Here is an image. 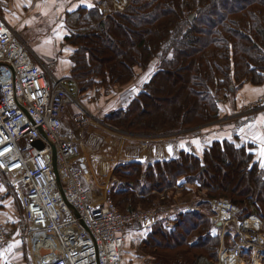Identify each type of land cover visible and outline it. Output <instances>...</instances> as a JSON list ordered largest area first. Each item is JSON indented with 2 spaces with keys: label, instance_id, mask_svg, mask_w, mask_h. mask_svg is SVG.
<instances>
[{
  "label": "trees",
  "instance_id": "obj_1",
  "mask_svg": "<svg viewBox=\"0 0 264 264\" xmlns=\"http://www.w3.org/2000/svg\"><path fill=\"white\" fill-rule=\"evenodd\" d=\"M79 13L83 29L65 40L72 48L66 77L76 82L80 104L97 86L127 87L146 73L136 95L105 113L106 123L142 137L210 134L197 152L182 147L167 160L119 162L112 173L124 189L114 195L117 208L154 207L165 189L192 182L208 198H227L264 220L261 160L245 136L237 145L216 123L234 113L225 100L232 105L246 83L264 84V0H129L124 10L104 16L96 7ZM4 206L0 212L6 214ZM174 215L169 229L159 221L165 215L149 228L128 226L123 256L127 233L137 227L149 231L141 242L148 264L214 263L220 231L211 213L179 209Z\"/></svg>",
  "mask_w": 264,
  "mask_h": 264
},
{
  "label": "built area",
  "instance_id": "obj_2",
  "mask_svg": "<svg viewBox=\"0 0 264 264\" xmlns=\"http://www.w3.org/2000/svg\"><path fill=\"white\" fill-rule=\"evenodd\" d=\"M128 1L112 0L113 7L104 14L124 10ZM49 66L0 15V174L20 198L30 258L33 264H123L126 228H149L161 215L170 220V209L120 211L114 195L124 189L113 172L100 190L91 184L97 181L84 141L61 131L69 105L78 106L73 120L79 131L91 119L74 97L76 82L53 74ZM242 111L264 112V97ZM209 205L213 223L221 224L215 264H264L263 218L227 199L213 198ZM198 206L189 208L198 211ZM226 234L231 235L228 243ZM8 239V229L0 222V247Z\"/></svg>",
  "mask_w": 264,
  "mask_h": 264
},
{
  "label": "crops",
  "instance_id": "obj_3",
  "mask_svg": "<svg viewBox=\"0 0 264 264\" xmlns=\"http://www.w3.org/2000/svg\"><path fill=\"white\" fill-rule=\"evenodd\" d=\"M100 0H55L53 3L52 0H0V15L14 28L17 29V31L24 37L26 40L29 41L32 50L36 51H47L50 49L51 51H54L55 49H60V53H56L58 56L56 58V61L53 60L50 65H53L55 72L59 75H62V77H66L69 72L70 63H69V53L67 54L65 52L70 49H72L68 43L64 44V46H60L58 48V42L56 38L59 35L58 32H62L61 25L64 24V18L61 20L63 16L59 17L58 21V12L59 14H63V10L65 7L70 8V6H73V10H88L92 9L93 7H96ZM91 4L92 7L89 8L86 5ZM36 5H40V7H37ZM99 9L101 10V15L104 14L105 7L103 5H98ZM97 8V7H96ZM72 10V11H73ZM70 11V10H69ZM44 13H47L45 15ZM60 28V29H59ZM64 28V27H63ZM65 29V28H64ZM60 30V31H59ZM34 33L37 36H42L43 39H34V43L31 44L30 39L28 38V34ZM58 34V35H57ZM61 34V33H60ZM67 35L62 36V40ZM39 41V42H38ZM65 41V40H64ZM60 42V41H59ZM66 46V47H65ZM64 47V48H63ZM55 50V51H56ZM59 52V51H58ZM53 54V52H51ZM42 56L49 57L51 55H45L43 53H40ZM61 55V56H59ZM59 58V59H58ZM53 58H51L52 60ZM55 61V62H54ZM44 62V61H43ZM145 75L142 74L141 78H143ZM137 83H132L131 86L128 87L127 90L131 91V95H127V100H129L131 97L136 95L138 91L142 88V84L136 86ZM69 88H72V84L68 83L67 85ZM99 88V87H96ZM135 89V91H133ZM264 97V84L261 86H253L249 83H246L242 89L238 90L235 94V101H233V104H230V101L225 100V105L229 108H233V114L231 113L228 116V113L225 114L221 119H219L217 125L220 128H223L224 130H228V126H232L233 124H236L238 122H247L251 123L252 125H255L256 127L252 129L253 131H264V124L261 122V117L263 112L260 113H253V114H245L244 111H242L243 107H247L249 105H254L257 103V101ZM115 97L109 98V97H98L93 98L85 101L84 104H81L83 107V110L89 115L91 119V123L85 127L83 131H79L76 128V125L73 120V114L77 111V108L71 107L68 108L67 111L62 116V122H61V131L65 135L74 134L75 137L80 138L82 141H84L85 145V151L87 152L90 162H91V168L93 174L95 173L94 169L96 167V161L92 159V156L99 161V165L101 167L105 168V171L108 170L109 167H112V172L115 168V166L119 162H129V161H138L141 163H146L148 161L152 160H167L170 157H175L178 155L179 151L181 150V141L178 139L179 137H176V135L166 136L165 138L162 137L158 141L148 140L146 141V144H148L147 147L144 146V144H138V146L130 147L129 152H126L125 157L123 158V152L120 151L113 153V154H102L104 152L103 146L106 143H109L112 140H109V135L106 133L111 132V130L120 132L119 130L113 128L111 125L106 123L104 121V115L106 112H108L113 105V99ZM89 99V98H87ZM126 103L125 101H120L116 107H122ZM86 105L88 107H86ZM86 107V108H85ZM94 113L95 117L92 116L91 113ZM230 123V124H229ZM228 124V125H227ZM111 129V130H110ZM193 132V131H191ZM228 132V131H227ZM199 131H194L193 133H190L188 136L189 138H185L186 141V148L191 151H198V147L194 141H197ZM205 134V133H204ZM175 136V137H173ZM203 136V135H201ZM248 142L253 143V145H257L258 151H259V143L254 142L251 140V136L248 134ZM142 137V136H141ZM147 137V136H146ZM187 137V136H186ZM179 140V142H178ZM203 139H201L202 141ZM123 142V140H121ZM154 141V142H153ZM139 142H141V139H139ZM145 142V139L142 141ZM209 142L205 141L204 147ZM114 144L116 145V142L114 140ZM180 144V145H179ZM242 143H239L241 145ZM106 147V145L104 146ZM145 147L146 149H144ZM148 148V149H147ZM171 148L172 152H169L168 149ZM124 150V149H123ZM101 153V154H97ZM115 154V155H114ZM122 156V158H121ZM115 159V162L112 164L111 161ZM111 172V173H112ZM95 176V174H94ZM95 185L94 183H92ZM11 209L14 210V206L12 205ZM12 215H14V211H11ZM5 212H0V222L7 223V220H9L10 216L7 217ZM10 234V229H9ZM13 235V233H12ZM2 248V247H1Z\"/></svg>",
  "mask_w": 264,
  "mask_h": 264
},
{
  "label": "rangeland",
  "instance_id": "obj_4",
  "mask_svg": "<svg viewBox=\"0 0 264 264\" xmlns=\"http://www.w3.org/2000/svg\"><path fill=\"white\" fill-rule=\"evenodd\" d=\"M125 1L126 0H122V3L125 4ZM101 4L103 5V7L106 8V10L113 7L112 0H100L99 3L97 5H95L97 7V9L99 10V12L101 10L99 9L98 5H101ZM68 7L64 8L63 14H61V13L59 14V12L57 13L58 14L57 15L58 21H59L60 16H63L61 18V20L64 18L63 19L64 24H63V26L61 25L62 32H58L59 35L57 34L58 38H56V40L58 42V45H57L58 48H60V46H64V44L68 43L65 40L66 39L65 37L63 38V40L61 39L63 35H65V34L70 35V34H73L75 32H80L83 29L82 23H83V17H85L84 13H79V11L77 9L73 10V8H74L73 6H70V8H68ZM69 9H71V10L69 11ZM72 10L76 11L75 15L73 17L68 16L66 18L65 14L66 13L69 14L70 12H73ZM20 36L22 37V35H20ZM22 38L25 41L29 42L24 37H22ZM28 38L30 39L31 44H33L35 42L34 39L35 40H37V38L40 40L43 39L42 36H37L34 33L28 34ZM55 50L51 51L50 49H48L47 51H42V52L40 51L39 52V51H36L34 49L33 51L36 53V55L42 61H44L46 64L50 65L53 60L56 61V58L58 56L56 53H60V51H61L60 49H57L56 51ZM51 52H53V54ZM65 52L67 54L69 53V56H70L72 53V49L69 48L68 51H66V49H65ZM40 53H43L45 55H51V56H49V57L42 56V55H40ZM59 56H61V55H59ZM51 58H53V59L51 60ZM156 67L157 66H156L155 62H153V64H151V66H150L149 71L152 72L153 70H156ZM49 69L53 74H55L59 77H62V75H59L55 72L53 65H50ZM145 75H146V73H145ZM147 75L144 76L143 78H141V75L137 76L133 83L134 84L137 83L136 86L141 85L145 81V79H147V77H148ZM97 87H99V88L95 87L92 91L89 92V96H87V97L90 99H93L95 97L96 98H98V97H104V98L105 97H109V98L115 97L116 99L113 98V99H115V101H113L112 108H115L120 101H125V103H127L128 100H127V97H125V96H127L128 94L131 95V93H130L131 91L127 90L129 86H127V87L114 86V87H110L107 90L102 88L101 86H97ZM74 94H75L74 95L75 99L78 100V88ZM90 99H88V100L90 101ZM71 107L77 108L78 106L72 104V105H69L67 107V109L68 108L70 109ZM86 107H88V106L86 105ZM67 109H66V111H67ZM77 110H78V108H77ZM89 113H91L92 116H94V117L96 115V114L94 115V113H92V112H89ZM230 114H228V116ZM262 116L264 117V112L262 113ZM216 123H218V122L216 121ZM249 125H252V124L247 123V122H238L236 124H233L232 126H228L227 131L231 135H227V137H230L231 140L234 141L237 145H239V143H243L245 141V140H243V136L248 138L247 135L249 134L251 136L250 131H253V130L249 129V127H248ZM241 128H244L243 133H240ZM106 133L109 135V140H112V141L110 142V144L106 143L105 144L106 147H104L105 145H102L103 149H104V152L102 154H113L116 152L120 153V151L122 150L121 152L124 153L123 158L125 157L126 152H129L130 147L132 148L133 146H138V144H142V145L144 144V146L147 147L148 144H146V141L153 140V139H154V141H158L160 138L162 139L161 136H154V137L144 136V137H141V135L140 136L132 135V134L125 133L123 131H121V133H120V132H117L114 130H111V132L106 131ZM183 134L184 133L182 131L179 133H176V137H179L178 138L179 140L184 139V138L180 137V135H183ZM244 134H246V135H244ZM208 136H210V134H208L206 137L205 136H202V137L198 136V137H200V138L196 139L197 141H199V147L198 148H201L204 146L205 141L209 140L207 138ZM173 137H175V136H173ZM163 138H165V136H163ZM239 138H240V141H239ZM139 139H141V142H139ZM143 139H145L144 143L142 142ZM201 139H203V140L201 141ZM114 140L116 142V145L114 144ZM121 140H123V142ZM179 140H178V142H179ZM184 142L186 143V141H184ZM185 143L182 142L180 144L183 145L184 148H186L187 146ZM250 144H251V146H253L252 151L255 150L254 151V155H255L258 152V147H256L257 145L256 146L253 145V143H250ZM145 147H143V148L146 149ZM97 154H101V153H97ZM94 155L92 156V159L96 161V167L94 169V171H95L94 174H95V177H96L95 180L97 181V183L95 184L91 180V184L94 183L95 185H93V184L92 185L97 186L100 190V188L102 186H104L105 182L109 178V176L112 172V169H111L112 167H109L108 170L105 171V168L101 167L98 164L99 161H98V159H96L94 157ZM255 156L257 157V159L260 158L259 156H257V154ZM121 158H122V156H121ZM114 162H115V159H113L111 161L112 164ZM0 189H3V191H0V199H2L0 201V203H3L5 205L4 208L6 210L7 217L10 216L9 220H7V227H8V229H10L9 239H8V241L5 242V244H3L1 246L2 248L0 247V264H3L5 262H11L14 264H33L32 260L30 258V255H29L30 251H29L27 241L23 237L25 220L23 217V208H22V205L20 202V198L9 187V183H8L7 178L2 174H0ZM205 194L206 193L203 192L202 190H200L197 185L194 186V184L192 182H188L186 184L180 183L177 191L172 189V188L169 190H166L162 197L158 196V199L155 200L154 205L155 204L156 205L154 207H161L162 209L169 208L170 209L169 215L171 217H170V220L165 219V218L159 220L160 219L159 217H161V216H159L157 220L163 221L164 227L169 229L172 227L174 219L176 217L174 215V210H179V209L190 210V211H194L197 213H201V212L205 213V211L207 210L209 213H211L210 218L212 219L213 213H212V210H211L210 205H209V200L211 198H208ZM225 199H227V198H225ZM9 201L13 202L14 210L11 209V205H10ZM196 203L200 204V207L198 206V211H195L194 209L189 208L190 204L195 205ZM249 209H250V206H249ZM11 211H14L13 216H11L12 215ZM248 213H254V212H248ZM155 223H157V222H155ZM148 232L149 231H143L142 229L137 228V227H132L129 229V232L127 233L128 237H127V241H126V245H125V254H124L125 258L123 256L124 264H148L150 262L151 259L147 255V252H146L147 250L144 249V247L142 246V243H141L144 240V238ZM12 233H13V235H12ZM230 240H231V235L226 234L224 236V242L228 243V242H230ZM219 246H220V234H219ZM219 246H218V248H219ZM217 252H218V249H217ZM216 261H217V255H216L215 261H213L214 263H212V264H215Z\"/></svg>",
  "mask_w": 264,
  "mask_h": 264
},
{
  "label": "snow or ice",
  "instance_id": "obj_5",
  "mask_svg": "<svg viewBox=\"0 0 264 264\" xmlns=\"http://www.w3.org/2000/svg\"><path fill=\"white\" fill-rule=\"evenodd\" d=\"M52 2L54 3L55 0H52ZM37 7H40V5H36ZM87 7L91 8L92 5L91 4H87ZM71 10V9H69ZM45 15H47V13H44ZM133 91H135V89H133ZM261 122L262 124H264V117L261 118ZM250 130L254 129L256 126L255 125H249L248 126ZM244 132V128L240 129V133ZM251 134V138L254 142H258L259 143V151L256 153L257 156L260 157L261 160V164L260 166L262 168H264V131H250ZM193 143H195L197 145V147H199V141H194ZM181 147H184L183 145H181ZM169 152H172V149L169 148L168 149ZM0 191H3V189H0Z\"/></svg>",
  "mask_w": 264,
  "mask_h": 264
},
{
  "label": "water",
  "instance_id": "obj_6",
  "mask_svg": "<svg viewBox=\"0 0 264 264\" xmlns=\"http://www.w3.org/2000/svg\"><path fill=\"white\" fill-rule=\"evenodd\" d=\"M194 16L193 15H190L189 16V19L190 20H193ZM35 145L38 147V148H43V144L42 142L40 141H37L35 143ZM52 154H53V157H52V168H53V173L55 175V178L57 180V182L59 181V178H58V171H57V165H56V158H55V147L52 146ZM215 227L216 228H220L221 227V224L220 223H216L215 224Z\"/></svg>",
  "mask_w": 264,
  "mask_h": 264
},
{
  "label": "bare ground",
  "instance_id": "obj_7",
  "mask_svg": "<svg viewBox=\"0 0 264 264\" xmlns=\"http://www.w3.org/2000/svg\"><path fill=\"white\" fill-rule=\"evenodd\" d=\"M233 264H235V262Z\"/></svg>",
  "mask_w": 264,
  "mask_h": 264
}]
</instances>
